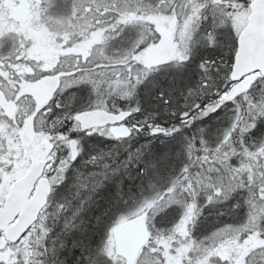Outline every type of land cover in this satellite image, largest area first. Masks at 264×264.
Segmentation results:
<instances>
[{
	"label": "rangeland",
	"instance_id": "rangeland-1",
	"mask_svg": "<svg viewBox=\"0 0 264 264\" xmlns=\"http://www.w3.org/2000/svg\"><path fill=\"white\" fill-rule=\"evenodd\" d=\"M116 2V5L112 4L113 7L124 6V10H136L138 11L136 13L141 14L138 15L135 13V16L140 18L143 14L139 9L142 8L146 11V9L151 8L154 0H120V4L119 0ZM156 2H159V0H156ZM244 2H246V0H163L164 4L174 6L177 13H179L180 19L186 17L189 22L192 19H201L203 8L208 7L209 12L207 9L205 11L209 13V19L211 20L205 31L207 39L204 38V43L199 42L200 49L193 50L194 62H189L186 59L184 60L186 64L175 66L173 72L181 73L183 69L191 71L190 66H197L198 61H200L199 66L202 63L204 65L208 63V66H204V71L201 70L203 74L200 75V78L193 81L190 80L189 82L186 80L185 86H183L181 82L183 87L180 91H171L170 93L166 91L163 92L164 90H162V95L165 94L168 96L167 99H169V102L167 101L163 105L158 103L156 106H150L149 103H151V101L149 102L148 99L142 102L139 97L141 94L140 91L137 95L135 94V96L128 94L126 86L121 85V80H118L121 78V68L126 61L117 62L114 57L119 56L121 52L126 53L129 48L138 47L143 43L139 31L135 28H126L123 33L112 42V45L103 47L102 49L96 48L97 60L102 57L106 65L104 67H96V60L88 71L83 72L84 75L82 77L72 81L89 86L88 88L90 89H88L87 92V94H89V101L94 102L95 100L97 103H103L107 106H111L113 109H119L122 106V102L128 104L130 101L134 100L136 108L133 115L129 118V124L137 133L130 138L119 139L113 136L104 137L105 141L108 142V147L106 149H102L101 144H88L86 137L80 135L82 138L80 139L81 154L78 162L72 163L69 161L67 163L64 161L65 159H63L64 156H70V152L67 149L69 147V136L64 138L63 133L56 136V138H60L54 142L56 146L54 151H51L48 145L44 143V139L53 138L50 131L57 128L59 129L63 122L66 121L64 119H72L78 110L85 105V103L89 102L88 100L78 98V93L74 94L73 92H68V87H70L73 82L66 83L65 87H62L60 99H58L56 103V106L61 108H57L56 111L52 107L44 111H39L40 108L34 107L29 108L27 115L21 118V116L17 117L9 110H4L0 107V206L4 202L10 183L27 171L31 155L43 158L50 157L53 159L47 167V174L52 177L51 179L54 182L53 185L55 189L53 195L57 194L59 196L58 199H56L58 201L57 204H49L47 206L42 220L33 227L32 231L27 234L21 243L13 246L9 245L6 250L8 251L7 257L0 261V264H19L21 257H19L18 254L23 250V246L27 248V251L29 249L30 254L28 255L33 258L36 254H33L28 244L30 242L40 244L38 236H43V243L45 245L47 244L46 247L43 248L44 253L47 256H49V253L50 257L53 256L54 244L57 241L61 243L60 240L62 236L70 234V231L84 225V222L81 220V218H83L81 212L87 205L81 201L80 207L76 206V201L79 200V191L77 189H86L97 181L103 180L106 176L122 177L129 173L135 175L137 172L136 168L141 166L142 169L146 170L148 175H154L155 179L153 183L148 186L147 190H143L141 193L143 195H139L147 198L158 195L160 192L164 194L165 191L162 190V186L167 187V185L173 181L174 168L179 167L181 163L184 162L183 158L191 154L193 158L198 157L199 161L203 156L202 151L198 149L197 143L192 138L193 132L186 130V128L182 129V127H184L182 125L183 122H189L194 118L197 120L199 119V121H197L199 127L196 123L195 127H198V131L200 132L198 136L199 139L202 140V144L207 143L208 145L215 146L217 149L219 148L221 155L217 156V158H219L218 161L223 165L229 163L230 160L236 163L237 156L239 157L236 150L231 149L226 151V147L229 144V136H227V133L229 131L231 132L232 126H235L236 123L234 121H253L252 118L255 113L261 108H264V87L259 86L260 77L251 91H239L237 89V83L233 82L230 78L232 88L231 94H229L223 86L224 83H226L224 80L225 73L231 72L232 69L231 56L228 55L230 52L229 45L223 46V48L221 46L222 44H214L217 42L215 39H217L216 37L218 35H220V37L222 36V38L224 37V35L219 33L220 31L226 35L228 40H231V28L238 34L246 24L249 9L242 10L241 5L244 6ZM100 11L90 14L89 17H93L92 21H101L102 17ZM105 11L107 12L106 9ZM93 13L95 14L93 15ZM72 15L71 13L65 14L62 11L55 10L52 14L50 13L47 15V20L53 29L55 28L58 32H66L68 31L66 27L74 18ZM105 15L106 14H103L102 16L104 17ZM43 16H45V14ZM155 16V21L152 20V23L156 27L160 39L157 43L149 45V47L144 50L142 53L144 60H146L144 63L150 64L148 61L150 59L149 57L155 55V53L156 55L158 54V57H162V59L174 58L176 61L181 58L184 59L186 45L192 40L194 35L190 23H186L182 30H178L176 18L169 20L167 16ZM143 18H148V16L145 15ZM226 20H229L227 24L230 26L226 27ZM137 23L138 22H132L126 25H136ZM211 28L213 30L212 40L209 39L212 33ZM45 33L46 32L42 34ZM177 37H179V39H177ZM19 38L20 40L18 42H14L10 45V55L13 53L19 54L16 46L18 43H22V37ZM181 43L184 44L183 50H181ZM222 48L225 49L224 52ZM232 52L231 50V53ZM137 59H139V57H137ZM100 61L102 60H99V62ZM111 62L113 64L110 66ZM69 68H72V66L69 65L67 61H64L62 63V69ZM130 69L131 67L127 69L129 75ZM148 72L149 70H146L139 76V79H141L137 83L139 89L142 86L149 88V84H152V86L154 85V83H152V78L147 79L148 81L143 80ZM181 74L179 77H181ZM156 86L158 87L159 83H157ZM218 91L224 92V95L220 97L218 103L221 110L210 115L208 118H202L204 116L202 114L207 113L201 112L199 116L201 118H197L200 111L196 108V104L199 103L202 109L209 99H216ZM5 92L9 95L7 90H5ZM158 95L159 94H156V92H152L150 96L151 100L154 102L153 99H156ZM86 98H88V96H86ZM210 107L211 106H209V109ZM152 108L156 110L158 108L160 111L153 110L156 112L151 115L144 114L149 110L152 111ZM37 113L39 114L37 115ZM188 115L189 117L186 118ZM218 124H220V126ZM27 126H30V132L35 138L34 143L30 147L25 146L21 139V132L23 128ZM162 127L168 128V131L162 134L154 133L156 129ZM72 129L75 130L74 125H72ZM103 132L102 135L107 136L108 131L105 130ZM76 133L78 132H75V135ZM249 135L251 137L250 141L245 142V146H254L256 150L250 153L245 152L242 158L245 165H247V169H233L231 167V174H228L227 178L234 181L232 186L229 185L228 179H225L224 182H217V184L231 187L233 191L236 190V185L255 189V194L251 198V223L241 232L242 230L238 229L233 218H220L213 214L212 217L206 215L201 218L199 222L194 224L193 221L196 213L191 208H188L185 212L186 204L191 201L180 199L179 197H183V194L180 196L177 195V193L175 195L171 192L167 199L155 205H149V209H152L151 214L154 219L151 223L155 233H158L156 237L159 238L161 235H167V233H169L171 240L168 242V248L173 251L167 250L165 252L166 262L163 263L162 259L156 255L157 253L155 254L154 250L149 247L147 250L145 249L142 251L137 264H177L178 261L182 262L183 259L187 257L188 260L195 261L194 264H230L232 261L227 262L223 259L232 256L230 252L235 251L233 247H240L236 250L238 256L239 250L245 246H252L253 248L256 247L260 249L264 248V235L262 234L264 231L262 229L264 227H261V224H264V205L260 203L261 199L264 198V169L260 170V167H257L259 164L257 162L264 161V153H261L259 149L260 144L264 142V130L263 128H255L254 125H251L249 128ZM155 142L163 145L169 142L166 146L164 145L158 150H166L169 151V153L176 151L180 154L178 155L181 159L180 163L177 162L173 168L169 166L167 172H165V169H158L154 172L155 167L149 163L147 155L149 152H153L152 146ZM235 142L236 141H233V146ZM154 150V154H156L157 150ZM152 154L153 153H151V155ZM229 154H231V156H229ZM116 155H121L122 158H125L121 165L123 167L121 168H115L110 164V162H112L111 157H116ZM109 167H112L109 170L110 172L106 171ZM190 169L191 168H188V172ZM208 170L216 172L215 166L207 168V171ZM119 171H121L120 174H116ZM262 171L263 173L259 174ZM225 172L222 175H219V172H217L216 175L223 177ZM205 175L206 178L202 177V181L195 191V196H193V199L200 203H203L206 199L209 189L216 186L215 183L212 184L209 182V175ZM69 177L74 182L71 185L65 183L66 179ZM255 177H258L257 182ZM140 178L141 176L139 179ZM110 188H112L111 185L108 191ZM61 189H63L62 192ZM149 200L151 199H148L146 204L150 202ZM111 208L112 207H110V210L112 211L107 215L105 224L101 226L99 238L97 239V244L101 245L102 248H100L99 251L95 248L97 251L94 250L92 254L90 253L87 255L85 261H89L93 264H124V259L115 251L112 232L113 229L121 223V220H123L122 218L124 215L119 216L118 220L116 217L124 210L125 205L119 203L114 209ZM181 216H185V219L181 220ZM113 220H116L114 226H111L110 231H107ZM86 224L87 223H85V225ZM82 234L86 235L87 231L83 230ZM4 237V232L0 229V241L4 239ZM240 237L241 239L238 240ZM242 237H247V239L244 240ZM90 257L92 259L88 260ZM241 262L243 263V261ZM33 263L40 264L38 261ZM33 263L28 261L25 262V264Z\"/></svg>",
	"mask_w": 264,
	"mask_h": 264
},
{
	"label": "trees",
	"instance_id": "trees-1",
	"mask_svg": "<svg viewBox=\"0 0 264 264\" xmlns=\"http://www.w3.org/2000/svg\"><path fill=\"white\" fill-rule=\"evenodd\" d=\"M116 1L117 0H114V1L113 0H45L44 6L46 8H48V14H50V13L52 14V12L55 10L56 11H62L65 14H69V13L73 14L72 16L74 18L71 20V23L66 27V29L68 30L66 32L69 34H72V35H74L75 32L85 31L87 29L86 28L87 24L89 23V22L87 23V20L89 21L88 18L90 16V14H92V12L98 13L101 10L100 11V14L102 17L101 21H99V22L92 21V26L90 27L91 29H93V31L95 33V40H96L95 50H96V48H99V49L103 48V47H100V45L103 44L102 36L100 34L103 32H106L108 30V28L110 27V24L108 22L111 21L113 19V16H115L117 14H120V17H121L120 22H121V24H124V25H126L127 23H132V22H145V23L153 24L152 20L155 21L156 16L153 14H147L148 18H143V16H145L143 13L149 12L150 8L146 9V11H144L142 8L139 9L142 12L143 16L138 18L135 16L137 14L136 12H138L136 10H134V11L124 10V8H125L124 6L123 7H118V6L113 7L112 4L116 5V3H117ZM251 1L252 0H246V2H244V6L241 5L242 10L249 9ZM119 4H120V0H119ZM73 7L75 10L73 9ZM81 9H82V11H81ZM105 9L107 10V12L105 11ZM206 9L209 12L208 7L203 8L202 13H204V16L201 18V19H203V23L200 26H198V29L194 33L192 40L189 43H187L185 51H188L189 49H192V50L200 49L199 42H203L204 38L207 39V34H205V31L207 29V25L210 23L211 20L209 19V13H207L205 11ZM85 13L87 15H84ZM103 14H106V15L103 17L102 16ZM227 23H229V20H226V24ZM100 24H104L105 27L103 29H98L96 26H98ZM54 30H55V28H54ZM211 31H212V33L210 35L211 37H209L210 40H212V35H213L212 28H211ZM230 33H231V36L233 38L231 40H228L226 35H225L223 38H221L222 43H219V44H222L221 45L222 47L229 45L230 52L228 55L231 56V60L233 61L234 54H235V51L237 49V39L235 38V35L237 32L235 33L233 31V28H231ZM223 48H222V50L224 52L225 49H223ZM231 50L233 51L232 53H231ZM72 53H75V52H71V54ZM149 58L150 59L148 61L150 62V64L144 63V71H143V72H145L146 70H149V72L143 80L148 81L147 79L152 78V80H153L152 83H154L153 86H152V84L151 85L149 84V88L142 86L143 89H142V87H140V89H139L137 83L141 79H139V77L135 74V72L132 70V68L130 69V75L128 76L127 79L123 78V76H122L123 74H121L120 79H118V78H116V79L121 80V85L126 86L128 94L135 96V94L137 95L138 92L140 91L141 94L139 97H140L142 102H143V100L147 101V99H148L149 102L151 101V103H149L150 106H156V103L163 105L167 101L169 102V99H167L168 96H166L165 94L162 95V93L165 91L166 92L180 91L181 88L184 86V85L183 86L181 85V82H182V84H183V82H186V78H187L186 75L188 73L192 72L194 66L193 65H191L192 67L190 66L191 71L190 70L187 71L186 69H183V71L181 72L182 74L179 72L174 73L172 75L167 74L166 76H172V77H167L168 79H166V80H163L165 77H163V78L159 77L158 76V75H160L159 73L164 72V71H168V70H171L173 73L175 66H181V64L185 65L186 63L184 60H186V59L189 62H194V59H193L194 57L192 56V59L189 60L188 56L184 55V59L181 58V59H178V61H176L174 58L162 59V57H158V54L156 55V53H155V55H151ZM144 61H146V60H144ZM173 61H174V63H172ZM100 63H101V65H100L101 67H104L106 65L105 62H103V61ZM112 64L113 63L111 62L110 66ZM206 66H208V63ZM153 72H154V74H153ZM180 74H181V77H179ZM156 76H157V78H156ZM132 79H135L137 81V83L135 85H131L129 83V81ZM157 83H159L158 87L156 86ZM136 85H137V87H136ZM154 86H155V88H154ZM144 88H146V89H144ZM162 90H164V91L162 92ZM152 92H154V93L156 92V94H159L156 99H153L154 102L150 98ZM89 103H90V101L85 103V105H83L82 107L84 108V107L88 106ZM121 104H122V106H121L122 109H131L132 113H134V110L136 108V104H135L134 100L130 101L128 104H125L124 102H122ZM219 106L220 105L217 104L216 105L217 108L210 107V109H208V110L210 112H212L213 114H215L221 110L219 108ZM225 108H233L234 109L235 107H225ZM217 109H219V110L217 111ZM151 110L152 111L149 110V111L145 112L144 114H146V115L153 114L152 113L153 108ZM200 115H201V112L198 114L197 118H201V117H199ZM202 115H204L202 118H208L210 116L208 114H202ZM194 120H195V118L189 122L188 121L183 122L182 125L184 127H182V129H184V128L188 129L189 128L190 131L193 132L192 138L197 143L198 149H200L202 151L203 156L199 161H198V157L193 158V155H191V154H189V156L187 155L185 158H183L184 162H182L179 167L174 168L173 181L170 183L173 186V190L171 192L174 193L175 195L177 193V195H180V196H181V194H183V197H179V198L183 199L185 201L193 200V196H195V191L197 189V186H199V184L201 183L202 177L206 178L205 174L209 175L208 176L209 182H211L212 184L215 183L217 185V182H220V181L224 182L225 179L226 180L228 179L227 181H228L229 185L232 186V183L234 181L227 178V175L231 174V167L233 169L234 168H245V169H247L246 168L247 165H245V162L242 158L244 157L245 152L250 153V152H253L256 150V149H254V146L253 147H246L245 146L246 145L245 142L250 141V138H251L249 135V128L251 127V125H254L255 128H263V130H264V122H260L257 125V124H254L253 121H234L236 123L235 126H232L231 132L229 131L227 133V136H229V138H228L229 144L226 147V149H227L226 151L234 149L239 154V157L237 156L236 163H233L230 160L229 163H227L226 165H223L222 163H220L218 161L219 158H217V156L221 155V153L219 152V148L217 149L213 145H208L207 143H205V141H204V143L206 145L202 144V140L199 139V136H198V134L200 132L195 131V122L196 121H194ZM67 121H70V122L67 125H61L59 131H56V132L50 131L53 135V138H55V136H57L61 133H63L65 136H68V134L71 133L72 124L76 123L75 121H77V119L72 118V119H69ZM218 125L220 126V124H218ZM121 138H125V137H121ZM233 141H236L235 142L236 145L234 144V146H233ZM102 142H105V141H100V144ZM259 149H260L261 153L262 152L264 153V142L260 144ZM190 151H191V148H190ZM178 155H180V154L177 153L176 151L169 153V151H166V150H159L156 154H152L151 157H149V158H151V159H149V163L155 167L154 172H156V170H158V169H160V170L165 169V172H167V169L169 166H171L173 168V167H175V164L177 162L180 163L181 159H180V156H178ZM229 156H231V154H229ZM63 159H65L64 161L67 163L69 161H71L69 155L64 156ZM257 163H259L257 167H260V170L264 169V161H259ZM211 166H215L216 172H214L213 170L207 171V168H210ZM188 168H191L189 172H188ZM151 169H153V168H151ZM176 169H178V170H176ZM225 169H227V170H225ZM263 171L260 172L259 174L263 173ZM217 172H219V175H222L225 172V175L223 177H219V175H216ZM138 174H139V170L136 172L135 175H138ZM153 177H154V175H153ZM255 178H256V182H257L258 177H255ZM139 180H140V182H143L144 177L141 176V178ZM136 186L137 185L134 184L133 189H135ZM111 191L112 190H109V193ZM171 192H165L164 194L162 192H160L158 195L153 196V197H155V199L149 200L150 202L148 201L149 203L146 204V207L149 208V205L150 206H151V204L155 205L156 203H158V202L160 203L164 199H167V197L170 195ZM58 197L59 196L57 194H54V195L52 194L50 201H49V204H57L58 201L56 199H58ZM118 204L119 203L110 204L109 207L106 209L107 215H109L110 211H112V210H110V207H112L114 209ZM47 206L45 207V209L47 208ZM45 209H43V211L41 213L40 220H42V217L45 213ZM107 215L103 218V220H99V219L95 220L94 221L95 226H91L88 224L85 225L86 222L84 221L83 218H81V220L84 222V225L79 226L76 229L70 231L71 232L70 234H66V235L62 236V238L60 240L61 243H58V241H57L54 244V247L52 246L54 248L53 249L54 254L51 257H50V253H49V256H47L43 251V248L46 247V245H47V244L45 245L43 243V236L42 237L38 236V238L40 239V244L35 243V242H30L28 244L29 247L31 248L33 254H36V255H34L33 258H31L28 255V254H30L29 249L27 251L26 250L27 248H25L23 246V250L21 252H19V254H18L19 257H21L19 264H25L26 261H28L30 263L38 261V262H40V264H87V263L93 264V263H90L89 261H85V257L87 255H89L90 253L92 254V251L96 250L95 248H97L98 251L100 248H102L101 245L97 244V239L99 238L101 226L105 224V221L107 219ZM163 216H165V215H163ZM125 218H127V216H123L122 219H125ZM89 219H91V216H89ZM37 224H38V222H37ZM83 230L87 231V234H86L87 236L82 234ZM262 230H264V228ZM241 232H243V230ZM153 233H155V231H154V228L152 225V231H151V237H153L152 243H148L146 245L145 249L147 250L149 247L151 249H153L154 253L155 254L157 253L156 255L160 259H162L163 263H165L166 262L165 261L166 260L165 252L167 250L171 251V252L173 251L170 248H168L169 247L168 242H169V240H171L170 234L167 233V235H161L159 238H157L156 236H153ZM262 234L264 235V231L262 232ZM242 238L244 240L247 239V237H245V238L242 237ZM240 239H241V237L238 240H240ZM49 251H51V250H49ZM187 258H184L182 262L178 261L177 264H184V263L185 264H194L195 263V261L188 260ZM252 258L250 259L252 264H264V248L263 249H260V248L255 249L253 252ZM91 259L92 258L90 257V259H88V260H91Z\"/></svg>",
	"mask_w": 264,
	"mask_h": 264
},
{
	"label": "flooded vegetation",
	"instance_id": "flooded-vegetation-1",
	"mask_svg": "<svg viewBox=\"0 0 264 264\" xmlns=\"http://www.w3.org/2000/svg\"><path fill=\"white\" fill-rule=\"evenodd\" d=\"M44 3L45 0H0V107L4 110H9L17 117L21 116V118L27 115L29 108H40L39 111H44L51 107L55 111L57 108H61L56 106L61 96L59 94L60 89L63 86L65 87L66 83H72V80H75L72 79L74 74L88 71L93 65V62L89 64L90 52L86 51V49L95 51V33L90 28L92 26V17L88 18L89 21L87 20V23H89L85 31L74 33L78 38L73 42L74 35L67 32H58V30H54L50 26L47 20L48 8L44 6ZM44 14L45 16H43ZM44 32L46 33L42 34ZM85 32L90 34L88 39H84ZM19 37H22V43H18L16 46L19 54L13 53L10 55V45L18 42L20 40ZM71 52L75 53L71 54ZM74 56L76 57L75 64L77 66L72 67L70 71L62 69L64 58ZM99 60L103 61V58L101 57ZM99 60L96 61V67L101 65L100 62L102 61L99 62ZM81 63L86 65V67H79ZM50 76H59L60 87L57 94L46 102L45 99L49 90V84L46 79ZM88 87L87 85L73 82L68 87V92L78 93V98L89 101L87 92L90 88ZM5 90L9 92V95L6 94ZM96 107L112 108L105 107L104 104L97 103L94 100V102L90 101L88 106L80 109ZM111 110L118 112L121 107ZM68 122L70 121H64V125H67ZM75 122V130L73 129L72 131L74 132L71 131L69 136H71L70 138H77L80 154V139H82L80 135L86 137L88 144H100V141H105V138L109 136L121 139V130L117 127L121 123L106 124L86 129L80 125L79 121ZM162 128L163 130L158 133H166L168 131V128ZM105 130L108 131L107 136L102 135ZM75 132L78 133L75 135ZM136 133L134 131L133 135ZM45 140L49 143L48 146L51 147V151H54L56 149L54 142L58 138ZM107 143V141L102 142L101 148L106 149L108 147ZM67 149L69 152L71 151L70 146ZM80 154L75 162H78ZM50 178L52 177L50 176ZM237 248L240 247H233L235 251L230 252L232 256L223 260L232 261L230 264H252L250 259L257 248L252 246L242 247L239 250V256L238 252H236Z\"/></svg>",
	"mask_w": 264,
	"mask_h": 264
},
{
	"label": "clouds",
	"instance_id": "clouds-1",
	"mask_svg": "<svg viewBox=\"0 0 264 264\" xmlns=\"http://www.w3.org/2000/svg\"><path fill=\"white\" fill-rule=\"evenodd\" d=\"M82 11V9H81ZM95 13H93L94 15ZM140 15L141 13H137ZM144 15L153 14V15H162L167 16L169 20L173 18L177 19V28L182 30L186 23H190L192 31L195 33L203 23V19H192L190 22L185 17L184 19L179 18V13L175 10L173 5L164 4L163 0L156 2L154 0L151 5L150 11L143 13ZM84 15H87L86 13ZM204 16V13H201V17ZM120 14L113 16V19L109 21L110 27L106 32L101 33L103 44L100 47H108L112 45V42L120 36L124 29L126 28H135L140 32L143 39V43L138 47L129 48L128 51L121 52L119 56L114 57L117 62L126 61L121 68L123 78L127 79L129 73L127 69L129 67L136 73L139 77L144 71V57L142 53L149 45H154L160 39L159 33L156 30V27L153 24L138 22L136 25H124L120 22ZM230 26L226 24V27ZM98 29H103L104 24L96 26ZM150 33V34H149ZM89 33L85 32L84 39H88ZM78 38L77 35L73 36V42ZM179 39V37H177ZM184 49V44L181 43V50ZM90 52L89 63L95 62L97 57V52L91 49H86ZM193 50L189 49L184 52V55H187L189 60L192 59ZM139 57V59H137ZM64 61H67L72 67H76L75 64L76 57H65ZM174 63V61L172 62ZM79 67L84 68L86 65L81 63ZM162 67V66H161ZM59 70V69H58ZM65 71H70L69 69H64ZM84 75L83 72H78L73 75L72 79H78ZM231 73L226 72L224 76V87L231 94L232 82L230 80ZM131 85H135L137 81L132 79L129 81ZM260 87H264V77L260 78ZM247 87V86H246ZM251 91V89H249ZM224 95V92H219L215 100L209 99L207 103L204 104V107L201 109L200 104H196V108L200 112H206L208 115H213L212 112L208 111L209 106L216 108V105L219 103L220 97ZM219 109H217L218 111ZM253 119L254 124H259L264 122V108H261L258 112L255 113ZM144 176L145 179L143 182H140L139 177ZM154 177L148 175L145 169H141L138 175H133L129 173L122 177H108L106 176L103 180L97 181L95 184L90 185L86 189H77L79 191V200L76 201V206L80 207V202L83 201L87 206L82 209L81 216L84 221L91 226H95L94 221L103 218L107 215L106 209L112 203H123L125 205L124 210L118 214L116 219H119V216L124 215L129 219H137L138 217L143 216L145 218L144 223L147 226L149 232L152 231L151 221L154 219L152 217V209L146 207L148 199L154 200L155 197H143L139 195L141 190H147L150 186ZM162 179V178H161ZM65 183L73 184L74 182L69 177L66 179ZM138 185L133 189V185ZM112 186V191L109 193V186ZM236 190L233 191L231 187H225L223 184H217L215 187L209 189L206 199L203 203L197 202L195 199L186 204L185 212L188 208L193 209L196 213L194 217V224L199 222L201 218L212 217L215 214L216 217L224 218L231 217L235 220V224L239 230H243L247 225L251 223V198L255 194L254 188H244L240 185L235 186ZM162 190L165 192H171L173 190L172 184H168L167 187L162 186ZM260 203L264 205V198L261 199ZM91 216V219H89ZM181 220L185 219V216H181ZM116 220L112 221V224L109 226L107 231H110L111 226H114ZM261 227H264V224H261ZM158 233H153V236H157ZM106 238V237H105ZM153 237H149V243H152Z\"/></svg>",
	"mask_w": 264,
	"mask_h": 264
},
{
	"label": "water",
	"instance_id": "water-1",
	"mask_svg": "<svg viewBox=\"0 0 264 264\" xmlns=\"http://www.w3.org/2000/svg\"><path fill=\"white\" fill-rule=\"evenodd\" d=\"M259 75H264V0H252L247 23L237 37L231 80L238 83V90L245 91L251 88ZM46 80L49 84L46 101H49L59 87V76H50ZM130 115V109L115 113L93 108L81 111L78 120L86 129L121 123L117 126L121 133L130 136L132 128L127 123ZM22 139L26 146L33 143L28 129L22 132ZM70 146L71 159L75 161L79 156L78 140L71 139ZM48 163L49 159L33 156L28 171L10 184L0 206V229L6 236L0 248H5L9 241H18L39 219L42 209L47 205L52 192L51 180L44 174ZM144 220L143 216L128 218L113 229L116 253L125 259V264H136L142 248L149 241L150 232ZM5 256L6 253L0 251V258Z\"/></svg>",
	"mask_w": 264,
	"mask_h": 264
},
{
	"label": "bare ground",
	"instance_id": "bare-ground-1",
	"mask_svg": "<svg viewBox=\"0 0 264 264\" xmlns=\"http://www.w3.org/2000/svg\"><path fill=\"white\" fill-rule=\"evenodd\" d=\"M252 2V1H251ZM251 4V3H250ZM249 12H250V7H249ZM249 12H248V14H249ZM248 14H247V16H248ZM219 33H221V35H224L225 36V34L222 32V31H220ZM237 37H238V34L236 33V35H235V38L237 39ZM217 39H215L217 42L214 44V45H216V44H218V43H222V36L220 37V35H218L217 37H216ZM233 37L231 36V39H232ZM214 45H212V46H214ZM199 62L200 61H198V66H195V67H193V70H192V72H190V73H188L187 75H186V80H188V82L190 81V80H196V79H198V78H200V75L201 74H203L202 73V71H204L205 69H204V66H206V65H204L203 63L199 66ZM202 70V71H201ZM160 75H158L159 77H161V78H163V77H165L163 80H166V79H168L167 77H172V76H166L167 74H170V75H172V74H174V72L172 73V71L171 70H168V71H164V72H160L159 73ZM156 78H157V76H156ZM189 78V79H188ZM187 82V81H186ZM186 82H183V85L185 86L186 85ZM195 85V84H194ZM170 93H171V91H169ZM156 104H158V103H156ZM153 110H156L155 108H153ZM157 110H158V108H157ZM156 110V111H157ZM156 111H153L152 113H155ZM158 111H160V110H158ZM190 115V114H189ZM170 121V120H169ZM194 121H196L195 123L197 124V126L199 125V123L197 122V121H199V119L197 120V119H195ZM199 127V126H198ZM198 127H195V131H197L198 132ZM161 130H163V128H160ZM186 130H188V131H190V129L188 128V129H186ZM166 142V141H165ZM169 142H167V143H165L164 145L166 146L167 144H168ZM163 144H160V143H157V142H155L154 143V145L152 146L153 147V152H149L148 153V155H147V159L149 160V159H151V158H148V157H151V153H153L154 154V149H156L157 150V152L159 151L158 149L159 148H161V147H163L164 146ZM150 151H152V150H150ZM124 160H125V158H122L121 157V155H116V157H111V161L112 162H110V164L113 166V167H115V168H121V167H123V166H121L122 164H123V162H124ZM112 167H109L108 169H106V171H108V172H110L109 170L111 169ZM137 169V171L139 170H141L142 169V167L140 166V167H138V168H136ZM120 172L121 171H119L118 173H116V174H120ZM138 186V185H137ZM136 186V187H137ZM135 187V188H136ZM160 188V187H159ZM110 190H112L111 188H110ZM63 191V189H61V192ZM60 192V193H61ZM143 192V189H142V191L139 193V194H141ZM66 195V194H65ZM141 195H143V194H141ZM20 241H21V238L18 240V241H15V242H13L12 244L13 245H18L19 243H20Z\"/></svg>",
	"mask_w": 264,
	"mask_h": 264
}]
</instances>
